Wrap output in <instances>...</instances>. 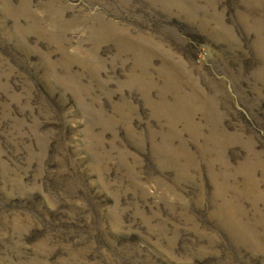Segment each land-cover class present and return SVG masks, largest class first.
Returning a JSON list of instances; mask_svg holds the SVG:
<instances>
[{
    "label": "rangeland",
    "instance_id": "1",
    "mask_svg": "<svg viewBox=\"0 0 264 264\" xmlns=\"http://www.w3.org/2000/svg\"><path fill=\"white\" fill-rule=\"evenodd\" d=\"M0 264H264V0H0Z\"/></svg>",
    "mask_w": 264,
    "mask_h": 264
}]
</instances>
